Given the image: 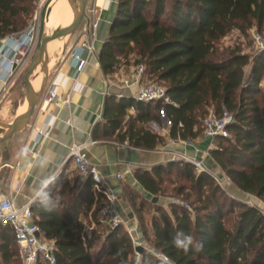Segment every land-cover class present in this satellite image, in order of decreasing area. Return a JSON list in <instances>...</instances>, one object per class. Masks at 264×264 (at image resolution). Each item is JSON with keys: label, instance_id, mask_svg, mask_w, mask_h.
Listing matches in <instances>:
<instances>
[{"label": "trees", "instance_id": "1", "mask_svg": "<svg viewBox=\"0 0 264 264\" xmlns=\"http://www.w3.org/2000/svg\"><path fill=\"white\" fill-rule=\"evenodd\" d=\"M36 1L0 0V38L26 28ZM252 27L264 33V0H118L97 55L102 71L115 72L132 55L134 64L144 63L146 80L164 85L172 102L106 94L93 138L151 150L165 138L149 122L165 120L171 138L193 140L203 135L209 109H225L233 118L229 135L216 136L209 154L229 181L264 206V49L221 45L233 29L246 37ZM170 173L180 181H171L170 190L181 202L168 201V209L124 186L143 238L157 252L143 247L141 264H264L259 205L232 196L210 171L189 161L133 170L141 187L157 196L168 190L163 183ZM103 203L90 179L77 190L62 175L32 201L35 223L54 241L57 264H131L136 247L123 224L106 227L102 247L92 252L102 234L87 233L83 218L98 223ZM146 205L154 208L148 224ZM0 264H23L9 225H0Z\"/></svg>", "mask_w": 264, "mask_h": 264}, {"label": "crops", "instance_id": "2", "mask_svg": "<svg viewBox=\"0 0 264 264\" xmlns=\"http://www.w3.org/2000/svg\"><path fill=\"white\" fill-rule=\"evenodd\" d=\"M54 3L55 0H51L49 11L58 15L65 1L57 0V4L54 5ZM116 5L117 1L115 0H95L91 17L86 19L69 50H61L55 56L53 66L50 65L49 57V79L47 81L55 82L56 90L61 97L66 94L69 95L70 107L66 108L59 101L46 106L43 102L44 87L40 101L36 104L27 126L23 130L13 133L4 144L0 143V198L10 196L18 204L29 200L33 201L59 175H62L77 186V190H80L84 179L81 177L76 179L72 176L73 164L68 158L67 146L72 141H89L85 147V152L91 160L97 163L105 183L117 190L119 194L118 204L123 215L124 225L135 227L136 236L144 242L141 222L131 206L124 186L135 189L151 201L157 195H152L141 187L133 176L135 168L150 169L156 164L173 160L176 155L185 152L202 159L211 173L224 178L228 185L237 191L242 193L243 191L229 181L219 165L213 161L209 154V149L213 146L211 139L203 135L184 142L180 139L171 138L167 129L165 133H162L167 139L165 145L163 147L157 146L151 150L129 146L127 143L95 140L93 138L95 125L103 121L102 111L105 95L112 93L117 96H134L135 94L133 86H124L120 82V76L135 65L132 60H129L131 61L129 63L120 64L115 72L105 74L97 57L104 40L108 36ZM96 19L98 21L95 30L97 53L89 57L85 69L77 77H74V66L70 52L73 46L87 35L86 30ZM4 86L5 84L0 78V89ZM23 108L24 103H19L13 111L4 109L0 121L11 122ZM68 118L71 120V124L66 121ZM39 130H48V133L42 135ZM3 132L4 128L0 126V136ZM36 140L41 149V155L37 157L33 156L31 152H26V148L33 146ZM90 140H95V142H90ZM124 166L129 169L130 176L126 179L123 176L121 178L116 177V172L121 173ZM256 200L257 205L262 207L263 204L257 198ZM153 202L160 203L168 209L166 198L161 195L157 196V200ZM80 218L83 216L80 215ZM93 222V229L102 234L101 238L99 237L97 240H103L104 229L108 226L99 220L98 223H95L89 217V220L83 218L84 228ZM98 226L99 228H97Z\"/></svg>", "mask_w": 264, "mask_h": 264}, {"label": "built area", "instance_id": "3", "mask_svg": "<svg viewBox=\"0 0 264 264\" xmlns=\"http://www.w3.org/2000/svg\"><path fill=\"white\" fill-rule=\"evenodd\" d=\"M45 1L46 0L36 1V7L31 17V22L28 23L25 29L9 33L0 38V78L4 84L12 79L21 64L22 58L29 56L33 51L39 26V23L37 25V20L38 17H40V10ZM97 24V19L93 20L86 30L87 35L76 43L70 52L74 66V77H77L85 69L89 62V57L97 53L95 46V30ZM249 34L256 50H263L264 33L252 27L249 29ZM120 82L124 86H133L135 88L134 97L137 99L144 101L162 100L164 102H172L170 97L166 94L164 85L155 81L146 80L145 65L142 62L135 64L128 72L121 75ZM56 101L61 102L66 108L70 107L69 95L66 94L61 97L56 90L55 82L49 81L45 86L43 102L46 106H49ZM232 119L231 113L225 109L219 113L214 109H209L208 113L202 119L203 136L211 139V144L213 145V139L216 136L229 135L227 125ZM66 121L71 124L69 118L66 119ZM39 133L46 135L48 130H39ZM181 141L186 142V140ZM90 142H95V140H90ZM88 143L89 141H72L69 143L67 146L68 158L71 159L79 176L84 180L90 179L92 189L94 191H99L104 198V203L98 211V220L105 223L111 229L121 224L124 225L123 215L118 204L119 194L117 190L105 183L97 163L91 160L86 154L85 147ZM26 152H31L35 157L40 156L41 149L38 141L36 140L30 148H26ZM178 156L184 161L191 162L197 170L210 171L204 161L197 158L195 155L182 152ZM213 175L223 186L220 177L215 174ZM116 177L121 178V173L116 172ZM165 198L166 202H181L175 197L169 196ZM31 203L32 200L18 204L10 196L1 197L0 225H9L12 228L23 264H37L38 261H45L47 264H57L54 241L43 236L39 226L35 223L34 215L31 210ZM261 211L264 214V207H261ZM93 227L94 222L84 229L89 233ZM125 227L135 247H145L157 253L156 250L149 247L145 241L142 242L139 240L136 236L135 227L131 225H126ZM160 256L163 260L169 262L166 256ZM141 258V252L135 250L131 264H141Z\"/></svg>", "mask_w": 264, "mask_h": 264}, {"label": "rangeland", "instance_id": "4", "mask_svg": "<svg viewBox=\"0 0 264 264\" xmlns=\"http://www.w3.org/2000/svg\"><path fill=\"white\" fill-rule=\"evenodd\" d=\"M63 1H65V0H63ZM94 1L95 0H88L87 1L85 16H84L82 22L79 24V26L74 30V32L69 34V35H67V36H65V37L56 38L55 41L53 42L52 50H50V51L48 50V54H49V57H50V65L51 66L54 65L55 56L61 50L63 51V49L69 50L70 46L74 43L75 39L78 37L79 32L81 31L84 22L86 21V19H88V17L89 18L91 17V12H92V7H93V4H94ZM115 1H118V0H115ZM56 4H57V0H55L54 5H56ZM63 6L60 9V13H61V11L63 9ZM49 8H50V6H49ZM59 14L56 15L55 13L49 11L48 17H47V19L45 21V26H44V32L46 34H50L54 28L62 26L63 20L61 18L57 19ZM30 22H31V18H30L28 23H30ZM38 23H39V17H38V20H37V25H38ZM236 43L241 44L243 50H246V51H248L250 53L256 52V48H255V46H254V44L252 42V39L250 38V34L248 33V35L246 37H244L237 29H233L224 38V40L222 41L221 45L222 46L234 45ZM33 53H34V48H33V51L31 52V54L29 56H26V57L22 58L21 64L18 67V69L16 70V72H15L14 76L12 77V79L8 83H6L5 86L2 89H0V118H2V116H3L4 109L13 111L14 107L17 104L25 103V101H26V96H25L26 91H25V86H24V74H25L28 62L30 61ZM132 57H134V56L131 55V57H128V61H126L127 60L126 59V60H124V63L131 62L129 60H132ZM246 70H248V67H246ZM36 77L39 78L38 79L39 83H38V86L35 89H38L39 86H40V79L42 77V71H41V66L40 65L37 66L35 71L31 74L30 79L34 80V78H36ZM48 79H49V76H48ZM47 83H48V81H47ZM262 83L264 84V80L262 81ZM39 101H38V103H39ZM149 127L152 130L157 131V132L162 134V133H165L166 130L168 129V123H166V121L163 120L162 125H158L155 122L151 121V122H149ZM164 138H165V136H164ZM166 140L167 139L165 138V142L159 144L158 147H163L165 145V143H166ZM173 160L174 161H179V160H182V158L180 156L176 155V157L173 158ZM72 168H73L71 170L72 176L73 177L78 176L80 178V176L77 173V171L75 170L74 166ZM165 176H166V178L168 180H166L163 183V186L168 187V190L165 191V193H163V195H161V196L162 197H169L170 196V197L177 198L176 196L173 195L174 192H171V190H170L172 188L171 181H175L174 182L175 185L177 183H180V181L178 179H175V177L173 176V173L165 174ZM219 177H220L221 183L223 184V186L225 187V189L227 190V192L229 194H231L232 196H234V197H236L238 199L244 200V201L248 202L249 204H255V205L258 204L257 200H256V198L254 196H250V195H247L244 192L242 193L240 191H237L234 187L228 185V183L226 182V180L224 178L221 179L222 177L221 176H219ZM177 199L180 200L179 198H177ZM165 205H166V203H165ZM262 207H264V206H262ZM151 214H154V208L152 206H150V205H146V207L144 209V212H142L143 220H144V222L146 224H148V220H149V217L151 216ZM97 228H99V226ZM102 244H103L102 240H97L95 242V244L92 246V252L94 253V255L97 254L98 250H100V248L102 247Z\"/></svg>", "mask_w": 264, "mask_h": 264}, {"label": "water", "instance_id": "5", "mask_svg": "<svg viewBox=\"0 0 264 264\" xmlns=\"http://www.w3.org/2000/svg\"><path fill=\"white\" fill-rule=\"evenodd\" d=\"M88 0H68L69 4L73 8V18L72 20L64 25L56 27L52 30L50 34L44 32L45 21L49 13V5L51 0H46L41 7L39 26L37 32V39L34 46V53L28 62L25 74H24V86H25V96L27 100V105L14 117L11 122H1L0 126L4 128V132L0 136V143L4 144L10 139L13 133L23 130L29 123L30 117L33 110L40 100L44 87L48 80L49 75V54H48V43L55 38L65 37L74 32V30L82 22L85 13L86 5ZM41 66L42 77L40 79V86L35 89L32 80L30 79L31 74L35 71L37 66ZM121 174L124 179L130 176L129 169L124 166L121 170ZM157 200V196L153 197V201ZM136 251L141 252L142 247L137 246Z\"/></svg>", "mask_w": 264, "mask_h": 264}, {"label": "bare ground", "instance_id": "6", "mask_svg": "<svg viewBox=\"0 0 264 264\" xmlns=\"http://www.w3.org/2000/svg\"><path fill=\"white\" fill-rule=\"evenodd\" d=\"M58 18H61L63 20V24L62 26L68 24L72 18H73V8L72 6L68 3L67 0H65V3H64V6H63V9L61 11V13L59 14V16L57 17ZM56 19V20H57ZM55 20V21H56ZM59 21V20H58ZM54 25V24H53ZM56 39V38H55ZM55 39H52L49 43H48V50H52L53 48V42L55 41ZM38 77L34 78V80H32V84L34 86V88H36L38 86ZM27 105V100L25 101L24 103V106Z\"/></svg>", "mask_w": 264, "mask_h": 264}, {"label": "clouds", "instance_id": "7", "mask_svg": "<svg viewBox=\"0 0 264 264\" xmlns=\"http://www.w3.org/2000/svg\"><path fill=\"white\" fill-rule=\"evenodd\" d=\"M191 237H187L186 240L190 243L191 242ZM184 247L186 248L187 247V244L184 245Z\"/></svg>", "mask_w": 264, "mask_h": 264}]
</instances>
